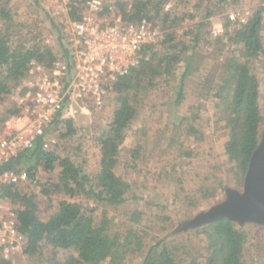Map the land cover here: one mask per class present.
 I'll return each mask as SVG.
<instances>
[{
    "label": "trees",
    "instance_id": "1",
    "mask_svg": "<svg viewBox=\"0 0 264 264\" xmlns=\"http://www.w3.org/2000/svg\"><path fill=\"white\" fill-rule=\"evenodd\" d=\"M32 1L35 4L39 2ZM168 1L107 2L104 3L103 14L112 13L115 9L125 22L134 24L143 20L152 22L159 17L164 21L176 22L178 16L174 18L164 10ZM202 1L195 7L198 8ZM225 1L216 0L213 7L218 8ZM87 2L67 0L70 21L83 17ZM213 11L211 6L203 18L191 15L195 22L184 31V36L179 37L174 30H169L156 42L146 44L139 63L109 82L107 96L114 95L116 108L109 127L99 136L101 157L97 173L91 175L82 163L68 154L60 153L57 147H46L44 136L37 138L32 147L22 150L0 166V171H25L28 175L25 183H6L2 186L3 196L16 207L18 227L27 239L24 252L18 258L42 255V247L48 246L54 252L46 264H102L106 260H112L113 264H126L132 255L141 259L138 264H248L246 245L250 233L246 225L239 226L227 218L189 230L207 235L205 251L195 249L197 252H194L192 246H180L175 237L170 238L171 232L153 239L151 243L146 242L147 232L138 226L145 215L143 210L131 211L132 224L125 231L114 233H111L108 213L103 211L100 216L96 214L98 204L119 205L140 198L136 192L139 184L119 174L116 168L126 133L137 116L139 105L152 91L163 86L165 93L170 96L171 100L162 102L173 109L170 111L173 125V134L169 136L170 145L181 147L183 142L176 141V138L183 135L188 138L194 136L199 141L204 139L203 132L196 124L198 109L192 107L190 113L181 116L176 113L175 107L184 102L187 83L192 72L201 69V57L208 51L207 45H212L208 55L213 57L215 63V68L207 75V85L217 100L216 120H225L228 128L225 151L229 161L236 167L233 173L236 186L240 189L243 187L250 158L259 143L264 123V108L260 104L261 80L256 71L257 59H264V5L246 20L228 18L224 32L210 39L212 33L207 30V26L211 24L208 18ZM44 20L57 29L63 48L62 56H58L37 34V20L28 22L19 18L12 0H0V129L8 118L19 112L15 101L4 105L8 97L21 87L34 63L52 66L57 60H64L70 68L73 65L71 22L62 30L47 11L41 21ZM62 113H58L50 126L59 127L60 138H66L77 132V126L74 118L60 117ZM132 154L133 161H137L141 155L140 146ZM187 154L189 157L194 155L192 150ZM41 171L57 172L55 180L41 183L43 193L46 196H65L46 219L40 216L38 194L31 188L33 184L41 182ZM227 185H231L230 176L225 180L221 174L206 175L196 193L185 194L184 198L193 203L191 215L221 200L219 193H225ZM79 198L92 200L96 206L76 201ZM206 202L209 206L201 209ZM58 249L73 250V253L60 258L55 253ZM14 262L0 260V264Z\"/></svg>",
    "mask_w": 264,
    "mask_h": 264
},
{
    "label": "rangeland",
    "instance_id": "2",
    "mask_svg": "<svg viewBox=\"0 0 264 264\" xmlns=\"http://www.w3.org/2000/svg\"><path fill=\"white\" fill-rule=\"evenodd\" d=\"M117 1L126 0H102L103 4L107 2L114 4ZM215 2L216 0H204L196 8L195 5L200 3V0H170L164 10L174 18L178 16V21H164L162 17H159L150 23L156 31L162 34V37L169 30H174L179 37L184 36V31L195 22L191 15L203 18L209 7L212 6L214 13L208 18V22L211 24L207 26V30L211 31L212 36L209 38L213 39L217 33L224 32L228 18L234 20L230 17L231 14L241 12L240 14L247 18L257 8L264 5V0H226L216 8L213 7ZM12 3L18 10L19 18L28 22L37 20V34L58 56H62L63 48L58 39L57 29L53 28L48 20H41L47 11L51 14L52 19L58 22L60 29L65 30L67 24L72 21L68 16L67 0H39L37 4L32 0H12ZM112 14L117 15V11L114 9ZM112 14L105 13L104 15L111 18ZM262 35L264 40V24ZM206 49L208 51L201 57V69L193 71L187 83V96L184 102L181 106L175 107L176 113L181 116L190 113L192 107L198 109L199 118L196 124L203 132L204 139L199 141L194 136L188 138L183 135L181 138H176V141L183 142L181 147L170 145L171 138L169 139V136L173 134L170 111L173 109L162 104L166 100H171L170 96L165 93L162 86L144 98L139 105L135 120L126 133L116 168L119 174L139 184L140 187L136 189V192L140 198L131 199L119 205L98 204L97 206L96 214L98 216L101 215V212L106 211L111 218V233L125 231L132 224L130 212L139 209L145 212L138 226L147 232L146 242L151 243L153 239L163 237L171 232L170 238L175 237L180 246L188 244L193 247L192 251L197 252L195 250L197 249L204 252L207 244L205 233L195 231L173 233L178 222L190 218L194 210L193 203L184 198L185 194L196 193L203 178L209 174H221L225 180L230 176V186L238 188L233 176L236 167L233 162L229 161L225 151L228 128L225 120H216L217 100L214 98V92L210 90L211 87L207 85V75L215 68L213 57L208 55V52L212 50V45H207ZM256 67L261 80L260 104L264 108L263 58L257 59ZM215 70L213 71L215 72ZM15 94L16 92L13 96L8 97L4 106L16 102ZM115 108L116 102L114 95L111 94L100 104L89 98L88 101L75 105L73 111H63L60 117L74 118L77 132L72 136L60 138V128L49 126L48 147H57L60 153L68 154L77 162L82 163L91 175L97 173L101 157L99 136L109 127ZM139 146L140 158L133 161L132 151ZM191 150L194 155L189 157L187 153ZM56 177V171L53 173L41 171L39 173L41 182L33 184L31 187L38 194L39 213L44 219L56 210L58 202L65 197L62 194L46 196L41 190V185L44 182L49 179L55 180ZM218 197L222 199L224 193L220 192ZM76 201L96 206L94 201L87 198H79ZM208 206L209 204L206 202L201 209ZM246 228L250 233L246 245V260L248 264H264V228L255 225H246ZM42 249V255L23 256L16 259L14 264H46L47 259L54 251L48 246H44ZM55 253L58 257L63 258L73 253V250L58 249ZM140 261L139 257L134 258L132 255L128 257L126 264H138ZM102 264H113V262L106 260Z\"/></svg>",
    "mask_w": 264,
    "mask_h": 264
},
{
    "label": "built area",
    "instance_id": "3",
    "mask_svg": "<svg viewBox=\"0 0 264 264\" xmlns=\"http://www.w3.org/2000/svg\"><path fill=\"white\" fill-rule=\"evenodd\" d=\"M103 11L102 0H88L83 17L71 21V68L61 60L52 66L39 62L31 66L14 97L19 112L0 129V166L32 147L40 136H44L48 147V128L58 113L73 111L75 105L89 98L100 104L107 96L109 82L136 66L143 47L162 37L149 21L129 23L120 13L112 12L114 16L110 18ZM240 13L234 12L230 17L246 20ZM27 180L25 171H0V260L15 261L27 243L18 227L16 207L3 196L2 186Z\"/></svg>",
    "mask_w": 264,
    "mask_h": 264
},
{
    "label": "water",
    "instance_id": "4",
    "mask_svg": "<svg viewBox=\"0 0 264 264\" xmlns=\"http://www.w3.org/2000/svg\"><path fill=\"white\" fill-rule=\"evenodd\" d=\"M225 218L239 226L254 224L264 227V123L243 187L227 185L221 200L190 218L180 220L173 233L197 229Z\"/></svg>",
    "mask_w": 264,
    "mask_h": 264
}]
</instances>
